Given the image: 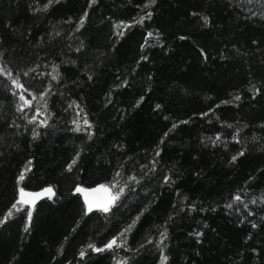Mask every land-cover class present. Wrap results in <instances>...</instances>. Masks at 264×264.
I'll return each mask as SVG.
<instances>
[{"label": "trees", "instance_id": "obj_1", "mask_svg": "<svg viewBox=\"0 0 264 264\" xmlns=\"http://www.w3.org/2000/svg\"><path fill=\"white\" fill-rule=\"evenodd\" d=\"M0 68V264H264V0H0Z\"/></svg>", "mask_w": 264, "mask_h": 264}, {"label": "snow or ice", "instance_id": "obj_2", "mask_svg": "<svg viewBox=\"0 0 264 264\" xmlns=\"http://www.w3.org/2000/svg\"><path fill=\"white\" fill-rule=\"evenodd\" d=\"M152 2L154 3L155 0H152ZM150 15V14H149ZM149 35H151V33H149ZM0 73H5V70L3 68H0ZM6 75H8L11 78V72L10 70L7 71L5 73ZM12 83L17 87V88H23V85L19 83L18 80L13 79ZM21 99H24L23 95H21ZM27 103H30V101H28ZM85 123H87V121H85ZM23 176L20 177L21 180H23ZM103 190L105 192H109L110 190L108 188H106L105 186L101 185L100 189H93L91 190L92 192H96V191H100ZM78 192H84L85 193V200L87 202L88 198H87V192L88 190L86 189H82V188H77ZM53 194L52 189L51 188H47L44 190L43 193H25L23 189L20 190V199L17 201V204H33L35 203V198H40L42 195H48L49 197H51V195ZM26 197H32V199H27ZM116 199V197H111L110 198V203L114 202ZM237 199H239V197H237ZM97 207H102L103 211H108V207L107 206H103V205H96ZM93 205L91 203H89V208L88 210L91 211L92 210ZM13 208H16V205H13ZM19 210V209H17ZM12 213L11 211L8 213V216H11ZM29 219L31 218V212L28 213ZM5 219H7V217H5ZM116 244V241L113 240L111 241L106 247L111 248L113 245ZM96 251H103V249H95ZM81 255H83V252L81 253ZM166 259V258H165Z\"/></svg>", "mask_w": 264, "mask_h": 264}, {"label": "water", "instance_id": "obj_3", "mask_svg": "<svg viewBox=\"0 0 264 264\" xmlns=\"http://www.w3.org/2000/svg\"><path fill=\"white\" fill-rule=\"evenodd\" d=\"M47 188H51L52 192H53V188L52 187H46L43 188L41 190H37V191H33V190H24L25 193H43L45 189ZM82 189H86L88 190L87 192V202L85 200V193L84 192H79L87 206V209L89 208V203H91L93 205L92 210L91 211H96V210H103L102 207H97L96 205H103V206H107L108 209L111 208V206L113 205L114 202L110 203V198L113 197L109 192H105L103 190L100 191H96V192H92L91 190L93 189H100V186L98 187H80ZM20 197V196H19ZM48 195H42L40 198H35V203L33 204H25L28 205L30 207H35L40 201H42L45 198H48ZM27 199H32V197H26ZM89 211V210H88Z\"/></svg>", "mask_w": 264, "mask_h": 264}]
</instances>
